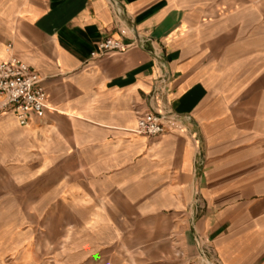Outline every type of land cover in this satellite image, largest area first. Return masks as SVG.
<instances>
[{"label":"crops","instance_id":"obj_1","mask_svg":"<svg viewBox=\"0 0 264 264\" xmlns=\"http://www.w3.org/2000/svg\"><path fill=\"white\" fill-rule=\"evenodd\" d=\"M114 1L0 0V61L24 62L46 94L26 126L0 117V209L17 183L34 209H70L88 232L58 264H200L204 250L264 264V10ZM106 37L126 49L91 58ZM163 74L185 131L137 134ZM4 226L0 255L36 264Z\"/></svg>","mask_w":264,"mask_h":264},{"label":"built area","instance_id":"obj_2","mask_svg":"<svg viewBox=\"0 0 264 264\" xmlns=\"http://www.w3.org/2000/svg\"><path fill=\"white\" fill-rule=\"evenodd\" d=\"M116 8L114 0H107ZM116 14L119 12L116 10ZM9 45H7V48ZM127 46L112 37H106L97 44L96 51L91 52V58H101L123 52ZM162 69L166 63L155 56ZM168 76L161 75L158 83L153 86L150 100L154 107L139 114L136 118L134 131L144 136H158L168 128L185 131L180 124V116L168 110L161 102L160 95L166 89ZM46 108V94L41 86V78L24 62L16 58L0 61V117L13 113L20 126H26L32 115L39 114ZM195 138V134H193ZM198 144V141L196 140ZM202 255L203 251H201Z\"/></svg>","mask_w":264,"mask_h":264},{"label":"rangeland","instance_id":"obj_3","mask_svg":"<svg viewBox=\"0 0 264 264\" xmlns=\"http://www.w3.org/2000/svg\"><path fill=\"white\" fill-rule=\"evenodd\" d=\"M229 4L230 1L225 0L223 5L225 10ZM235 5L239 8L250 6L264 10V0H238ZM209 19H212V17ZM2 186L8 187L7 183L3 185L0 182V187ZM10 187L12 188V186ZM29 187L22 183L16 184L14 188L16 191V206L0 209V232H3L6 228L5 223L9 228L5 235H18L21 239L27 236V247L32 250L36 264H58V257L60 258L62 254L68 252L71 253L72 234L82 235L88 232L87 226L73 224L70 209H34L30 207L31 203L34 204V195L32 194L31 199L29 193L24 192V190H29ZM27 201L32 202L28 203ZM76 238H78V235H76ZM74 243H77V241ZM204 253L205 256L200 252V257L197 260L200 264H217L211 260L207 261L205 250ZM0 264H20V258L15 254H2L0 255Z\"/></svg>","mask_w":264,"mask_h":264}]
</instances>
